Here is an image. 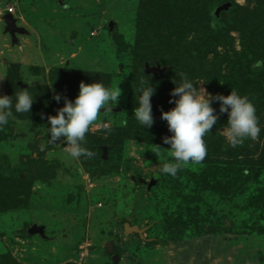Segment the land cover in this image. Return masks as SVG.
Returning a JSON list of instances; mask_svg holds the SVG:
<instances>
[{"label":"rangeland","instance_id":"rangeland-1","mask_svg":"<svg viewBox=\"0 0 264 264\" xmlns=\"http://www.w3.org/2000/svg\"><path fill=\"white\" fill-rule=\"evenodd\" d=\"M200 4L212 6L203 38L189 14ZM10 8L11 30L4 19ZM210 36L217 41L199 50L195 44ZM258 59L264 0H0V95L30 85L35 100L0 130V264H264ZM181 72L212 95H247L262 130L231 147L227 113L213 103L219 119L204 138L206 157L173 177L160 173L172 159L161 111L175 106L170 93ZM142 78L155 87V140L151 128L139 131L127 117ZM80 82L121 90L86 133L95 155L71 159L64 144L41 150L47 116L63 107L54 92L72 101Z\"/></svg>","mask_w":264,"mask_h":264},{"label":"clouds","instance_id":"clouds-1","mask_svg":"<svg viewBox=\"0 0 264 264\" xmlns=\"http://www.w3.org/2000/svg\"><path fill=\"white\" fill-rule=\"evenodd\" d=\"M253 67L264 69V59L256 60ZM178 75L180 80L173 81L176 86L171 90L169 99V103L175 106L168 111H161V119L167 122L171 133L162 140L163 144L170 146L172 159L163 163L160 173L173 177L185 165L200 163L206 157L204 138L219 119L216 109L212 107L213 103L219 102V113H227L223 132L231 147L243 144L246 139H257L262 130L256 106L247 95L240 94L236 89H231L226 96L212 95L203 87L194 86V82L199 80H193L183 72ZM5 76L0 73V80ZM29 87L12 96L0 95V130L8 125L10 119H15V113L30 112L35 100ZM136 91L138 95L134 118L140 126L151 127L154 123L151 98L155 87L149 79L142 78ZM120 94L118 86L113 89L103 82H80L79 93L72 101L54 92L53 100L59 103L63 99V107L58 108L55 115L47 116L50 127L46 131L50 135L47 144L41 145V150L47 145L64 144L65 152L71 159L93 157L95 153L85 146L86 133L98 119L100 110L111 111ZM163 152V148L156 146L157 156L163 155ZM247 173L248 170L244 169V174Z\"/></svg>","mask_w":264,"mask_h":264},{"label":"trees","instance_id":"trees-1","mask_svg":"<svg viewBox=\"0 0 264 264\" xmlns=\"http://www.w3.org/2000/svg\"><path fill=\"white\" fill-rule=\"evenodd\" d=\"M200 2H201V0H200ZM197 3V2H196ZM207 2H202V4H206ZM191 4V3H190ZM202 4H200V6H202ZM198 7V8H194L195 9V11L193 10V8L191 9V11H190V17H192V25H194L195 27H196V33H198V36H200V37H202L203 38V36L204 37H206L205 35V31H206V28L204 29V28H200L201 27V24H203V23H207L208 21H209V16H210V10L212 9V6H209V8H207L206 6H202V8L201 7ZM193 12V13H192ZM180 16V15H179ZM181 17V16H180ZM180 17H176L173 21H177L176 23H180L181 22V20H184L183 18H180ZM200 33V34H199ZM217 41V39L215 38V36H210V37H208V39H206L205 41H203V39H201V40H199V42H201V45H197V44H195L197 47H199V50H202V49H206V47L208 46V44H210V43H213L214 44V42H216ZM217 45V44H216ZM141 71H142V65H141ZM131 100H133V98L131 99ZM133 104V103H132ZM136 106H134V107H130L129 109H130V111L127 113V117L129 118V120L130 121H132V123L133 124H135L136 123V125L138 124V122L135 120V118H134V115H133V111H134V108H135ZM156 108V107H155ZM153 119H154V123L152 124V126L151 127H147V128H151L152 130H150V131H152V132H154L153 134H150L151 136H149V137H153L154 139L153 140H155V137H154V134H157V132L158 131H156V129H157V127H158V125H157V123H158V118H155V116H153ZM144 128H145V126H141V128H140V130L139 131H143L144 130ZM148 131H149V129H148ZM152 132H149V133H152ZM123 136H124V134H122ZM121 135V136H122Z\"/></svg>","mask_w":264,"mask_h":264},{"label":"water","instance_id":"water-1","mask_svg":"<svg viewBox=\"0 0 264 264\" xmlns=\"http://www.w3.org/2000/svg\"><path fill=\"white\" fill-rule=\"evenodd\" d=\"M226 8H227V6H224L223 9H226ZM4 19H5V21H6V24H7L8 28L11 30V28H12V26H13V24H14L13 17H12L10 14H6V15L4 16ZM145 71L150 73V69L147 68V67L145 68ZM125 230H126V232H128V233L136 231L135 228H130V226H129L128 224H125ZM32 232H34V231H32Z\"/></svg>","mask_w":264,"mask_h":264},{"label":"built area","instance_id":"built-area-1","mask_svg":"<svg viewBox=\"0 0 264 264\" xmlns=\"http://www.w3.org/2000/svg\"><path fill=\"white\" fill-rule=\"evenodd\" d=\"M13 13V9L12 8H10L9 10H8V14H12Z\"/></svg>","mask_w":264,"mask_h":264}]
</instances>
